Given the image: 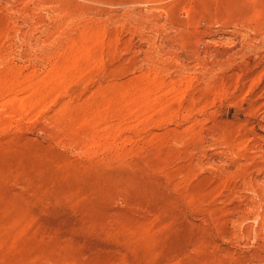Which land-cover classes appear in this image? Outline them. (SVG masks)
I'll list each match as a JSON object with an SVG mask.
<instances>
[{
	"label": "rangeland",
	"instance_id": "obj_1",
	"mask_svg": "<svg viewBox=\"0 0 264 264\" xmlns=\"http://www.w3.org/2000/svg\"><path fill=\"white\" fill-rule=\"evenodd\" d=\"M0 264H264V0H0Z\"/></svg>",
	"mask_w": 264,
	"mask_h": 264
}]
</instances>
